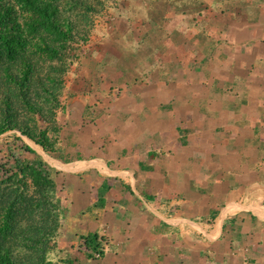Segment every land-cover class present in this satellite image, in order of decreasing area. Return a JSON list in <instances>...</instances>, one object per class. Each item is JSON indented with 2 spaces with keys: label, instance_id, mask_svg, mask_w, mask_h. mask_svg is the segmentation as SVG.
Instances as JSON below:
<instances>
[{
  "label": "crops",
  "instance_id": "1",
  "mask_svg": "<svg viewBox=\"0 0 264 264\" xmlns=\"http://www.w3.org/2000/svg\"><path fill=\"white\" fill-rule=\"evenodd\" d=\"M143 1L148 31L125 17L110 40L89 39L73 70L91 84L68 109L93 156L62 161L25 142L61 174L49 260L264 264V0ZM44 156L93 164L69 172Z\"/></svg>",
  "mask_w": 264,
  "mask_h": 264
},
{
  "label": "trees",
  "instance_id": "2",
  "mask_svg": "<svg viewBox=\"0 0 264 264\" xmlns=\"http://www.w3.org/2000/svg\"><path fill=\"white\" fill-rule=\"evenodd\" d=\"M95 1L0 0V264H53L49 254L60 227L56 180L61 174L23 138L66 160L56 116L65 78L89 41ZM73 79L74 95L91 86ZM109 90L116 100L122 87ZM97 241L89 235L84 245L101 257Z\"/></svg>",
  "mask_w": 264,
  "mask_h": 264
},
{
  "label": "rangeland",
  "instance_id": "3",
  "mask_svg": "<svg viewBox=\"0 0 264 264\" xmlns=\"http://www.w3.org/2000/svg\"><path fill=\"white\" fill-rule=\"evenodd\" d=\"M123 1L125 0H97L95 1L94 5L98 12L93 17L94 23L89 33V39H92V42L94 44L96 43L101 44V43L106 42L108 39L110 40V37H112V35L110 36L109 33H107L108 29H111L110 27H114V25L116 26V24L119 25L121 23V20L126 19L128 17H130V20L128 21L134 33H137V32L142 33L143 31H148L147 25L144 22H147V24H151L152 22L156 21V19H154L152 15L146 12L137 13V11L141 9L142 4L144 3L146 4V1L144 2L143 0H130V2L133 3L134 8L131 7L129 3H124ZM134 9H138V10H134ZM140 15L144 16V20L136 19V16H140ZM86 46H87L86 44L81 45V47L77 51L78 58L79 56L84 54L83 51L87 49ZM93 54H95V52H93ZM77 62L75 64H77ZM75 64H73L71 67V73L67 75L65 78L66 86L63 91V95L60 98L62 109H60L57 112V116H56L57 126L60 130L59 135H58V142L63 149L62 154L67 161H71L77 157L78 158L79 157L89 158L93 156L92 155L93 146H89V143L91 140H89L90 133L88 131V128L87 127L81 128V124L76 123V121L80 118V114L75 113V111H73L72 109H68L69 101L74 95L72 93V90H70V88L73 85L72 80H74L73 70H74ZM89 101L91 105L90 108H92L93 107L92 105L94 104V100L90 99ZM94 108H96V106ZM82 116L91 117V115H89L88 112L87 113L85 112ZM82 129L86 130L85 137L83 139L77 138L76 140H73L75 133L76 132L79 133L80 131H82ZM4 137L5 135L2 136L1 138H4ZM23 141L28 143L29 145H31V147H33L34 149L38 150L41 153V151L36 147L37 145H35L33 142L25 138H23ZM16 144H20V143L16 142ZM60 150L61 148H59V150L57 149V151L59 152ZM18 154L19 153H16V155ZM44 157L52 165L64 171L78 172L81 170H86L90 167V165L85 166V168L81 167L80 165H82L83 163L63 164L59 161L50 159L47 156H44ZM87 164H83V166Z\"/></svg>",
  "mask_w": 264,
  "mask_h": 264
},
{
  "label": "bare ground",
  "instance_id": "4",
  "mask_svg": "<svg viewBox=\"0 0 264 264\" xmlns=\"http://www.w3.org/2000/svg\"><path fill=\"white\" fill-rule=\"evenodd\" d=\"M92 164H93L92 162H89L87 165H84V166H83V164H82V165L79 164V165H80L81 167H84V168H85V166H89V165L91 166ZM102 167H103V166H102ZM87 168H88V167H87Z\"/></svg>",
  "mask_w": 264,
  "mask_h": 264
},
{
  "label": "built area",
  "instance_id": "5",
  "mask_svg": "<svg viewBox=\"0 0 264 264\" xmlns=\"http://www.w3.org/2000/svg\"><path fill=\"white\" fill-rule=\"evenodd\" d=\"M94 257H95L96 259H99V258H100L99 253H95V254H94Z\"/></svg>",
  "mask_w": 264,
  "mask_h": 264
}]
</instances>
